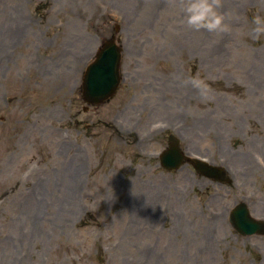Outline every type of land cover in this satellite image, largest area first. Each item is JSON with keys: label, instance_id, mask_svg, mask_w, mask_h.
Listing matches in <instances>:
<instances>
[{"label": "rangeland", "instance_id": "1", "mask_svg": "<svg viewBox=\"0 0 264 264\" xmlns=\"http://www.w3.org/2000/svg\"><path fill=\"white\" fill-rule=\"evenodd\" d=\"M185 3L0 0V264H264V236L228 220L242 202L264 221V0H215L213 32ZM113 36L122 81L84 110V70ZM169 135L188 157L171 172Z\"/></svg>", "mask_w": 264, "mask_h": 264}, {"label": "water", "instance_id": "2", "mask_svg": "<svg viewBox=\"0 0 264 264\" xmlns=\"http://www.w3.org/2000/svg\"><path fill=\"white\" fill-rule=\"evenodd\" d=\"M118 32L116 28L115 33ZM122 48L118 46L115 36L106 40L98 48L92 62L86 67L81 82L82 99L88 106H99L109 101L116 93L120 81ZM86 110V109H85ZM169 148L160 156L161 167L174 171L188 160L182 154L179 140L169 136ZM196 172L200 175L220 182H228L224 168H218L198 159H189ZM229 224L237 234L245 237L251 235L264 236V221L250 216L245 203L237 204L228 216Z\"/></svg>", "mask_w": 264, "mask_h": 264}, {"label": "clouds", "instance_id": "3", "mask_svg": "<svg viewBox=\"0 0 264 264\" xmlns=\"http://www.w3.org/2000/svg\"><path fill=\"white\" fill-rule=\"evenodd\" d=\"M184 22L195 30L213 32L223 28V16L217 11L215 0H186Z\"/></svg>", "mask_w": 264, "mask_h": 264}, {"label": "flooded vegetation", "instance_id": "4", "mask_svg": "<svg viewBox=\"0 0 264 264\" xmlns=\"http://www.w3.org/2000/svg\"><path fill=\"white\" fill-rule=\"evenodd\" d=\"M41 6V8H40V6ZM37 8H35V19H34V17H32L31 18V21L33 20H35L36 22L38 21V20H41V22L43 23V22H45L46 20H47V16L43 19H41L40 17H39V14L42 12V11H45V9H43V5H42V2H39L37 5ZM41 11V12H40ZM32 21V22H33ZM154 91V90H153ZM148 97H147V99H146V101L144 100V103H143V105H145V107L147 108H149V110H150V113H149V115H150V117H153V113H154V111L157 109V106H158V103H157V101H156V96L153 94L152 96H151V93L150 92H148ZM157 99H158V97H157ZM133 100V99H132Z\"/></svg>", "mask_w": 264, "mask_h": 264}, {"label": "bare ground", "instance_id": "5", "mask_svg": "<svg viewBox=\"0 0 264 264\" xmlns=\"http://www.w3.org/2000/svg\"><path fill=\"white\" fill-rule=\"evenodd\" d=\"M145 1V5H146V7L147 8H150V7H153V4L154 3H156L157 1H160V0H144ZM148 10V12L151 10V9H147ZM117 35V34H116ZM254 81L256 82V85H255V88H254V90L256 91V90H258V88L261 86V85H263L264 84V79H263V81L260 79V75L258 76H256L255 78H254ZM253 84H255L254 82H253ZM182 89H184V88H182ZM185 92H186V90H184ZM262 104L263 103H261V109L262 108H264L263 106H262ZM262 111H263V109H262ZM238 154V159L235 157V160L238 162V163H241V162H243V161H245V159H246V155L245 154H241V153H237ZM225 170V172H227V173H229V169L228 168H225L224 169Z\"/></svg>", "mask_w": 264, "mask_h": 264}]
</instances>
